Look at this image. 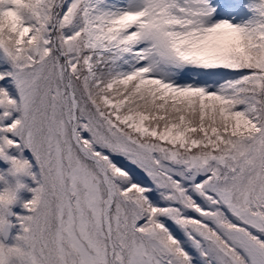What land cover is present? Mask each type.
Instances as JSON below:
<instances>
[{"label": "rangeland", "instance_id": "obj_1", "mask_svg": "<svg viewBox=\"0 0 264 264\" xmlns=\"http://www.w3.org/2000/svg\"><path fill=\"white\" fill-rule=\"evenodd\" d=\"M48 3L0 0V264H36L19 260L23 241L48 264H70L77 252V264H264V204L257 207L264 203V0H52L51 10ZM103 4L113 16L94 19ZM42 12L50 17L43 21ZM49 20L54 49L77 60L89 47L103 66L117 65L93 80L90 59L74 63L82 132L64 96V58L41 42ZM36 51L41 64L20 77ZM109 116L118 124L104 128ZM75 129L78 140L100 136L131 173L109 168L107 182L73 141ZM158 156L170 161L167 172ZM164 175L209 207L191 206L201 220L220 219L213 212L227 204L234 216L219 230L189 224L176 202L165 217H147ZM119 194L133 203L128 228L123 203L104 223ZM156 219L161 224L145 222Z\"/></svg>", "mask_w": 264, "mask_h": 264}, {"label": "trees", "instance_id": "obj_2", "mask_svg": "<svg viewBox=\"0 0 264 264\" xmlns=\"http://www.w3.org/2000/svg\"><path fill=\"white\" fill-rule=\"evenodd\" d=\"M50 3H52V0H49V3H48L49 10H51L50 9ZM42 17H43L42 20L44 21V20H46V19H48L50 17V14L44 15L43 12H42L41 13V18ZM51 25H52V20H49L47 22V24H44L43 25V33H44V36L46 37V39H45V37H42L41 38V42L44 45H46L45 43L47 42L48 47H50V52H51L50 55H56L57 54V53L55 54V51L56 50L52 47V43H51V41H52L51 40V34H49ZM63 26L64 25H62L61 27H59L58 30L61 31V29H62ZM44 28H45V31H44ZM35 31L38 32L39 29L36 28ZM72 32L74 33L75 30H72ZM61 33H63V32H61ZM73 33H71V34H73ZM59 48H60V46H59ZM78 50H80V52L77 53V56H78V59L77 60L74 59L72 57V55H70L67 52H66V56H67L68 61H69V65H68V77H69L71 86H72V88H73V90H74V92L76 94V97L78 99V102H79V106H78V121H79V131L82 132L83 128L85 127V126H83V122H85L87 118H86V112H82V106L80 105L81 104V100H80V95L77 92V87H74L73 86V84L75 82V76H74L75 75V67H74V63L77 62V61H79V60H82V62H84L86 58L90 59L93 62V65L94 66L93 67H89L88 70L85 69V66L83 68L86 70V72H87V74L89 76L91 75L94 78V79L92 78L93 80H96L97 79V75H99L104 70H107L110 73L115 72L117 70V65L114 64L111 60H109V62H110V69H108V67L103 66V63L102 62H99L98 61L97 51H95V50H93V49H91L89 47L88 48H84L82 46ZM37 52L38 51L34 52L33 55L28 54L27 57H25L26 64L29 67H31V68H29V70H19L20 77H22V75H25V76H31V75L33 76L34 75V68L33 67H35V65L41 64L40 63V60H39V57L37 56ZM56 57H57V59L61 63L60 56L59 55H56ZM64 75L65 74H64V69H63L62 70V77H61L62 86H63V81H64ZM12 79L13 78H10V76H9V86H12L11 83H10ZM93 83H89V85H92ZM63 89H64V87H63ZM64 96H65V100H69L68 92L65 91V89H64ZM67 96H68V98H67ZM235 97L237 98V96H235ZM117 124H118V122H116L115 120H113L112 117L109 116L108 121H107L106 125L104 126V128H107L109 126H116ZM81 141L83 142V144L85 145V147L91 153H93L94 155H96L100 159H102V161L105 163V165L107 166V168L108 169L110 168L112 172H113V170H116L117 168H119L125 174L131 173L130 166L128 164L124 163L122 161V158L117 155V152H115V150L112 147H110L109 145H107L100 136H96L93 131L91 132L90 136H88L86 133H85V136L81 135ZM134 143H130V141H128V144L130 145V147H132L134 145ZM28 155L31 156L29 153H28ZM157 160H158V162H155L154 161L155 164L160 163L161 165H163L162 171L163 172H167L168 169L164 165L170 163V161L167 160L166 158L159 157V156L157 157ZM154 162H149L148 161V163L146 165H151V167L154 170L157 171L158 168H155L153 166V163ZM262 164H264V163H262ZM256 168H259V166L256 165ZM164 178H165V180H164V184L165 185H163V186L159 187V189H157V191H158L157 193H160L161 196L160 197H154L152 204L148 205L146 207V209L144 210V212H146V216L147 217L152 216V215H163V216L164 215H167L168 214V210L170 211V208L173 207V202L175 201V199L176 200H182L183 197H186V198L191 199L192 201H194V199L191 197V194L188 191V188H186V190H185V188L181 185V182H180V180L178 178H176V177L169 178V177H167L165 175H164ZM114 180H115V182L118 181L116 178H114ZM169 180H173L174 183L172 184V182H169ZM176 184H178V185L175 186ZM130 186H131V184H128L127 186H125L126 188L123 187V189H127ZM122 190H120L118 192H122ZM126 198H130V197H128V196L120 197V194H119L118 200L114 202L111 211L116 206V208H115V212H116L118 210V206L121 203H123L125 205L124 206L125 207V213H124V216L122 217V221H123L124 227L128 228V224H129V221H130V210H131V208L133 206V203H131ZM134 208H135V206H134ZM141 222H142V217H140V222H137V224H140ZM145 222H148L147 224H149V225L152 222H154V223H160L161 224V221L159 222L158 219H156V220H146ZM48 223H49V225H51V226L54 227L56 221L51 222V223L48 222ZM39 224H41V223L39 222ZM53 227H50V228L52 229ZM54 229H55V227H54ZM246 229L250 232L249 234H252V235H253V233H256L257 232V231H252L251 232V230L249 228H246ZM123 238H124V234L122 235L121 240H123ZM124 240H126V238ZM164 240H165V242L167 244H169L170 239L164 238ZM117 243L118 242H116V244ZM124 246L126 248H128L125 244H124ZM156 252H158V254H162V253H165L166 250L163 247L160 246L156 250ZM130 254L132 255V252H130Z\"/></svg>", "mask_w": 264, "mask_h": 264}, {"label": "bare ground", "instance_id": "obj_3", "mask_svg": "<svg viewBox=\"0 0 264 264\" xmlns=\"http://www.w3.org/2000/svg\"><path fill=\"white\" fill-rule=\"evenodd\" d=\"M102 15H104V16L110 15L111 17L113 16L112 11L110 10V8L106 4L97 6V7H95L93 9V17H94V19H97L100 16L104 17Z\"/></svg>", "mask_w": 264, "mask_h": 264}, {"label": "water", "instance_id": "obj_4", "mask_svg": "<svg viewBox=\"0 0 264 264\" xmlns=\"http://www.w3.org/2000/svg\"><path fill=\"white\" fill-rule=\"evenodd\" d=\"M204 170H205V168H204L203 171H202L203 173L205 172ZM9 227H10V224H9V225L7 224V225L5 226L4 234H3L4 238H8V236H9Z\"/></svg>", "mask_w": 264, "mask_h": 264}]
</instances>
